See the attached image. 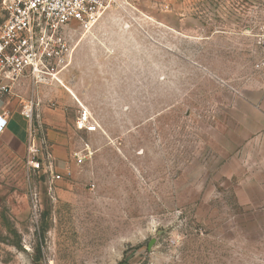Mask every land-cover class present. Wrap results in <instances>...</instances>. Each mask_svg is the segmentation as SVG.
<instances>
[{"label": "rangeland", "instance_id": "obj_1", "mask_svg": "<svg viewBox=\"0 0 264 264\" xmlns=\"http://www.w3.org/2000/svg\"><path fill=\"white\" fill-rule=\"evenodd\" d=\"M216 29L248 30L247 50L214 47ZM263 29L264 0H112L92 26H63L65 61L85 43L122 78L121 126L78 107L69 160L51 159L61 179L37 103L40 168L0 136V264H264V114L214 78L248 79ZM82 106L97 131H77Z\"/></svg>", "mask_w": 264, "mask_h": 264}, {"label": "crops", "instance_id": "obj_2", "mask_svg": "<svg viewBox=\"0 0 264 264\" xmlns=\"http://www.w3.org/2000/svg\"><path fill=\"white\" fill-rule=\"evenodd\" d=\"M247 34L248 30L236 36L233 31L216 29L214 30V47L217 46L218 48L219 44L222 45V42L225 41L226 45L223 46L227 50L230 49L232 53L234 48H241L245 51L250 41ZM235 39L243 40L240 47L235 46L236 42H239L235 41ZM85 45L84 43L82 47H79L72 58L66 59L67 75L65 78L60 75L62 83H50L54 87L48 91L44 89V82H35L27 73L11 83L10 92L0 102V116H5L8 120L0 136L16 140L21 146L30 144L31 129L30 122L22 114V106L28 99L39 105L40 121L42 124L46 123L51 126L48 128V137L52 150L48 152V158L53 168L55 163L51 159L63 162L69 160L71 156L68 145H71L72 141L69 133L64 130H67L72 123L74 124L76 109L81 107V105L94 110V112H99L100 122L104 127L108 126L106 124L107 119L110 122L111 120L114 121L115 130H117V125L118 129L121 126L123 111L122 78L119 80L117 78L113 80L108 78L106 63L100 57H92L89 51H86L89 47ZM81 49L84 50L82 57L78 56L81 53ZM261 54L262 52L252 68L248 66L245 68V65L242 66V68L250 71L247 73L252 75L248 79L240 81V84L237 81L230 83L227 78L216 75H214V78L218 83V88L228 91L225 94L226 96H229L230 92L234 93L235 91L236 97L251 98L249 102L253 101V104H257L258 112L264 114V69L260 67ZM131 95L135 96L133 93ZM48 102H50V108L47 105ZM48 113L49 116L47 115ZM80 130V128L77 129V131ZM87 131L89 133L95 132L97 128ZM93 153L91 145L88 142H82L81 148L74 152L76 163L82 165L92 157ZM85 154L89 155L79 162L77 155ZM66 170L70 171L68 166ZM53 172L54 169L51 171V176L55 179Z\"/></svg>", "mask_w": 264, "mask_h": 264}, {"label": "built area", "instance_id": "obj_3", "mask_svg": "<svg viewBox=\"0 0 264 264\" xmlns=\"http://www.w3.org/2000/svg\"><path fill=\"white\" fill-rule=\"evenodd\" d=\"M112 0H0V96L9 93L11 83L24 74L35 82H50L58 77L56 66H66L65 57L70 48L63 36V26L78 21L86 27L95 24L110 7ZM89 29V28H86ZM261 45L260 67L264 69V29L259 36ZM66 54V55H65ZM22 114L32 125L34 102L26 101ZM90 112L82 106L77 119L80 129L95 130ZM7 118L0 116V133L7 125ZM32 129V128H31ZM30 163L40 168L35 146L31 142ZM89 154L77 155L81 162ZM53 170L51 164L48 165ZM71 175L70 171H67ZM55 179L60 173L53 172Z\"/></svg>", "mask_w": 264, "mask_h": 264}]
</instances>
